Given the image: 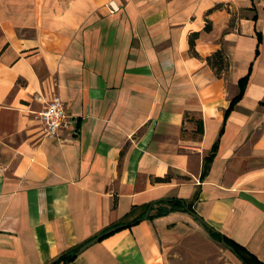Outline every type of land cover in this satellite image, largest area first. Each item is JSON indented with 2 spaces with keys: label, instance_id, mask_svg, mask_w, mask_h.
Wrapping results in <instances>:
<instances>
[{
  "label": "crops",
  "instance_id": "1",
  "mask_svg": "<svg viewBox=\"0 0 264 264\" xmlns=\"http://www.w3.org/2000/svg\"><path fill=\"white\" fill-rule=\"evenodd\" d=\"M51 92L74 134L43 135ZM170 197L264 263V0H0V264H49L134 218L65 264H243L221 243L180 255L204 225L145 219Z\"/></svg>",
  "mask_w": 264,
  "mask_h": 264
},
{
  "label": "trees",
  "instance_id": "2",
  "mask_svg": "<svg viewBox=\"0 0 264 264\" xmlns=\"http://www.w3.org/2000/svg\"><path fill=\"white\" fill-rule=\"evenodd\" d=\"M253 19H255V15H253ZM205 28H208V25H206ZM196 36H197V32H193L189 37V45L191 48L193 47V41ZM223 55L224 54L221 50H217L211 56L207 57L209 64L215 69L217 75L220 74L222 69L227 68V62L225 61V57ZM247 77L248 74L239 79V86H240L239 93L232 98L227 111L230 110V108L233 106V103L241 97L244 90V86L247 81ZM198 129L199 132L202 131L201 125L199 126ZM166 178L167 177L158 178V179L162 180ZM153 208H155V211L151 214H148L145 217V219H152L155 216L164 215L170 211H184L189 213L193 211L190 202H186L184 199L178 197L163 198L155 202H152L149 205L148 210L150 211ZM139 219L142 218H137V219L134 218L133 220L118 222L113 226L118 225L120 223H123L125 226H130L136 223ZM205 228L208 231L211 238L214 239L215 241H220L221 239H224L225 243L230 246L231 251L241 260L243 264H264L263 262L258 260L254 255L250 254V252H248L243 246L236 243L232 239L224 236L223 234H221L220 232H218L217 230L211 227L205 226ZM75 250L76 248L64 254H61L60 256L52 260L49 264H65L74 257Z\"/></svg>",
  "mask_w": 264,
  "mask_h": 264
},
{
  "label": "built area",
  "instance_id": "3",
  "mask_svg": "<svg viewBox=\"0 0 264 264\" xmlns=\"http://www.w3.org/2000/svg\"><path fill=\"white\" fill-rule=\"evenodd\" d=\"M36 99L44 102L43 108L38 112V117L43 123L42 133L45 137L55 138L62 128H67L71 134L76 132V123L66 112L61 97L51 92L49 95L40 93Z\"/></svg>",
  "mask_w": 264,
  "mask_h": 264
},
{
  "label": "rangeland",
  "instance_id": "4",
  "mask_svg": "<svg viewBox=\"0 0 264 264\" xmlns=\"http://www.w3.org/2000/svg\"><path fill=\"white\" fill-rule=\"evenodd\" d=\"M203 227L200 226L201 232L194 233L192 235L193 241L185 245L182 244L179 247V252H181L180 255H183L184 253L188 258H195L201 255L202 253H205L209 256H214L217 255V253L219 254L221 252L222 247L220 242L213 241L208 231Z\"/></svg>",
  "mask_w": 264,
  "mask_h": 264
},
{
  "label": "water",
  "instance_id": "5",
  "mask_svg": "<svg viewBox=\"0 0 264 264\" xmlns=\"http://www.w3.org/2000/svg\"><path fill=\"white\" fill-rule=\"evenodd\" d=\"M195 218H197V220H199L203 225L205 226H208L203 220L201 217H199L195 212H190ZM122 227V225H117V226H113L111 228H109L108 230H106L105 232L101 233V234H98L97 236L89 239L88 241H86L85 243H83L82 245H80L77 250H76V253L82 251L83 249H85L86 247H88L89 245L93 244L94 242H96L97 240H99L100 238H102L104 235L106 234H109L113 231H115L116 229ZM220 243L223 245V246H227L228 248H230L224 241V239H221L220 240Z\"/></svg>",
  "mask_w": 264,
  "mask_h": 264
}]
</instances>
